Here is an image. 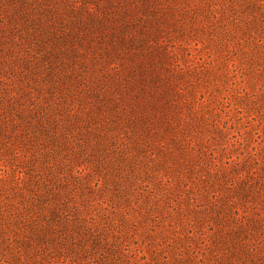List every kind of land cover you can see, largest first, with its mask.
I'll return each instance as SVG.
<instances>
[{
	"label": "trees",
	"instance_id": "16d2710c",
	"mask_svg": "<svg viewBox=\"0 0 264 264\" xmlns=\"http://www.w3.org/2000/svg\"><path fill=\"white\" fill-rule=\"evenodd\" d=\"M258 81L264 0H0V264H264Z\"/></svg>",
	"mask_w": 264,
	"mask_h": 264
},
{
	"label": "rangeland",
	"instance_id": "374dc122",
	"mask_svg": "<svg viewBox=\"0 0 264 264\" xmlns=\"http://www.w3.org/2000/svg\"><path fill=\"white\" fill-rule=\"evenodd\" d=\"M236 81L240 83L241 79L237 77ZM253 83L257 85L253 86L244 83L238 86H234V88L231 90V93L229 94V97L232 100V105L229 109H227L231 111L230 114L233 117L232 123L235 126V129L231 131V133L237 134V132H240L241 134H244L248 138L250 142L249 145L251 147L259 145V142L263 140L262 138H260L259 140H257V143L253 142V140L257 139V135L255 133L262 131V127L259 128L258 124L260 122L261 116L263 115V112L261 111L257 112L256 110L252 112H248V110L245 107V104L248 103L246 97H249L251 94H258V96L260 97L261 93L264 92V87L261 88V83H263V81H258V83L255 82ZM238 87L246 88L247 89L246 94L238 95L235 92V89ZM234 104H236L237 106H242V109H240L241 111L238 112V110L235 109L236 107ZM260 147L263 148L264 143L260 144ZM97 212L98 210H95L93 212V215H96ZM135 215H137V213H135ZM143 220L138 230H136V228H134L131 223L124 225V229L128 231V234L123 239L128 237V239H126L125 241V244L129 245V250L124 252V257L122 258L121 261L117 262V264H163L162 263L163 257L170 256L169 252H171L172 250L168 248L166 244H164V246H166L167 248L162 250L161 247L157 246L151 241L153 239V235L154 234L157 235L156 232L149 231V228H151L153 225L152 220L150 219H146L144 221ZM105 227L107 228L106 235L109 234L110 236H112V232H113L112 227L110 226H105ZM116 230H118V228H116ZM147 230L148 232H146ZM123 239H121V241ZM110 242H112V237L110 238ZM150 242L154 244L153 247H150L148 245ZM21 258H22V262L24 263L26 261L25 257L24 258L21 257ZM86 262H88V260L84 261L83 264H85ZM92 264L95 263L92 262ZM173 264H181V263L173 262Z\"/></svg>",
	"mask_w": 264,
	"mask_h": 264
}]
</instances>
